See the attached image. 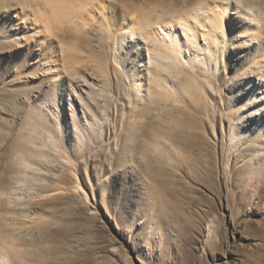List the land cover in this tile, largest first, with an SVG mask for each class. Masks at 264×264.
Segmentation results:
<instances>
[{
  "label": "rangeland",
  "instance_id": "374dc122",
  "mask_svg": "<svg viewBox=\"0 0 264 264\" xmlns=\"http://www.w3.org/2000/svg\"><path fill=\"white\" fill-rule=\"evenodd\" d=\"M156 1L93 0L64 22L49 0H0L3 264H264V66L240 30L205 37L225 6L224 23L264 26V0ZM192 14L198 41L177 29L193 59L143 29L142 75L119 58L121 28Z\"/></svg>",
  "mask_w": 264,
  "mask_h": 264
},
{
  "label": "bare ground",
  "instance_id": "6f19581e",
  "mask_svg": "<svg viewBox=\"0 0 264 264\" xmlns=\"http://www.w3.org/2000/svg\"><path fill=\"white\" fill-rule=\"evenodd\" d=\"M92 1L93 0H49V3L51 5L50 7H51V12H52L51 13L52 14V17L53 18H58V20L61 19V20H63L65 22L68 18H71V15L74 14L75 10L77 9V7L79 5H80L79 8H81V5H82L83 7L86 6L87 8L89 7L91 9V5H92L91 3H92ZM168 1L169 0H158V1H156L158 3H156V2L155 3L156 4H159L160 5V8H162L164 10L166 8V7H164V4H167ZM171 1H176V0H171ZM171 1H169V3ZM191 2H192V0H180V3L182 4V6L183 7H186V8H189L190 7V5L192 4ZM173 4H174V2H173ZM177 4L178 3H176L175 5H177ZM175 5H173V6H175ZM170 6H171V4L169 5V7ZM153 7H155V6H153ZM201 9H203V8H201ZM230 10H232V9H230ZM194 11H196V10H194ZM227 11L229 12V9L226 6L224 8L218 9L217 11H214L213 12L214 13L213 14L214 18H213V20L211 19V21H210L211 23L209 22L210 25L208 27H207L206 22L204 20L205 18L204 19L201 18L202 16H199V14L198 15L197 14H194V15L192 14V16L189 15L190 17L189 16H186L187 14L186 15H183V16H179V17H170V16L169 17H163L161 19H158V21H156V23L154 21V24H156L157 26H159V29L163 32V34H161L159 32L160 30L155 32L151 28L152 27L151 24H152V21L153 20H151L149 18H145L146 21H144V19H143L142 22H139L137 24V26H136V24H133L132 23L130 26L129 25L127 26L128 29H126V30L124 28H121L120 29L122 31L121 34H120V38H121V42L120 43H121V45L124 48V50H125L126 53H125V55H123V57L120 56L119 58L122 59V60H124V63L126 61H128L129 65L131 67V71L134 72L133 74H135L137 76H141L142 75V69L140 68V64L142 63V53H141V48H140L141 43L139 41L134 40V39H131V40L129 39L128 40V38H130V36H136V35H138L136 33L131 34L130 33L131 31L137 32V31H140L142 29L145 31V33H146L145 36L146 37L155 39L154 41H156L157 43H159L160 47H163V48H165L167 50V52L165 54L162 53L161 51L160 52L157 51L158 54H160V56L163 55L162 57L164 59L165 58L166 59H170V61L172 60V63L176 64V60H178V57L181 56L183 58H186V57H184V53L189 58H192L190 56V52L188 53V51H185L184 44L182 43V40L179 38L178 29H177V27H178L177 26L178 25L177 22L178 21H181L182 22L181 24H182V26L184 28V32L187 34V36L189 37V39H191L194 43H196L198 41V31H199V27L202 26V27H205V28L207 27L208 28L207 34L205 35L206 40L208 42V46H206V47H208L207 49L211 48L212 46H214L213 44H215V43L218 42L219 39H218V33L217 32H221V31L222 32H226L227 31L228 34H229L228 36H230L229 41L233 45H235L233 43L234 42L233 40L236 39V37H233L234 34L232 33V31L240 30L238 32L241 35L240 37L243 36L244 38H249V41L251 40L247 44H249L252 47V49H251L250 53L246 56V59L249 61V64L250 63L251 64H254L255 69L261 68L262 67L261 65L264 66V46H263L264 44H263V42H261L262 39H263L261 36H263V34H264V26H261V27L258 26V24H255L254 23V20H257V18L256 19H253V17H250L251 15L248 16L246 14L245 15L243 14V16L239 15V19L236 22H234L232 20V18H230L229 21H228V23L227 22L224 23L223 22V18L225 17V14L227 13ZM77 12H78V9H77V11L75 13L77 15H79L80 13L78 12L79 13L78 14ZM93 12H94V9H93ZM238 13L239 12H236V14H238ZM116 15L117 14H113L112 15L113 18H114L113 19L114 21L116 19ZM74 16H75V14H74ZM74 16L72 15V17H74ZM193 16H194V18H196L198 20L197 23L199 25H197V23H195V24L193 23V21L191 20V17H193ZM15 22L16 21H12L10 23H5V22L4 23H5V25L7 24L6 27L8 28V30H12L10 28V26H15ZM194 22H196V21H194ZM258 22L260 23V21H258ZM12 31H14V30H12ZM189 33H191V34H189ZM10 34H12V32ZM15 34L16 33H14V35ZM128 35H130V36L128 37ZM12 36H13V34H12ZM188 37H187V39H188ZM252 40H254V41H252ZM244 42L246 43V42H248V40H245ZM199 46H201V45H199ZM216 46H217V44L215 45V47ZM216 52H217V50H216ZM167 54H170V55H167ZM30 56H31V54H30ZM119 58L116 59L118 62H119ZM194 66L195 65H192V67H194ZM260 77H261V83H259V84L262 86L261 88L264 89L263 88V85L264 84L262 83L264 81V74H261ZM259 88H260V86H255V85L253 86V91L248 96V99L249 100H252L256 96V92L259 90ZM63 92H64V90H60L59 95H56V94H55V96L49 95L51 97L50 99L53 100V102H56L57 99H59V98H60V100H63V98L65 97L64 94H63ZM51 94H52V92H51ZM261 94H263V92L258 93V95H261ZM71 106H72V103H71ZM30 124H32L31 121H30ZM33 124H35V122ZM35 125H33V126H35ZM33 128H35V127H33ZM34 132H35V130H34ZM35 133H37V132H35ZM19 148L20 149H23V147H21V146ZM2 257L3 256H1V254H0V264H3L2 261H1V258Z\"/></svg>",
  "mask_w": 264,
  "mask_h": 264
}]
</instances>
